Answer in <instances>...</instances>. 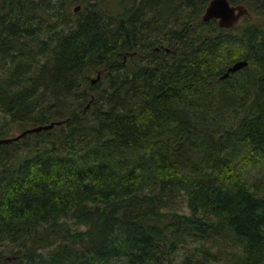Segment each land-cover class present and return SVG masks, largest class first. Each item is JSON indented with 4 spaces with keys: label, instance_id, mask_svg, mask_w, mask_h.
<instances>
[{
    "label": "trees",
    "instance_id": "obj_1",
    "mask_svg": "<svg viewBox=\"0 0 264 264\" xmlns=\"http://www.w3.org/2000/svg\"><path fill=\"white\" fill-rule=\"evenodd\" d=\"M229 1L0 0V138L62 122L0 143V264H264V0Z\"/></svg>",
    "mask_w": 264,
    "mask_h": 264
},
{
    "label": "water",
    "instance_id": "obj_2",
    "mask_svg": "<svg viewBox=\"0 0 264 264\" xmlns=\"http://www.w3.org/2000/svg\"><path fill=\"white\" fill-rule=\"evenodd\" d=\"M80 6L75 8L77 12ZM248 14V9L244 5H233L229 0H210L205 12L203 14L204 21H210L212 19L217 20L218 24L222 28H233L239 20ZM248 65L247 60H239L228 67L227 71L220 77V80L227 79L231 73L238 72ZM101 77V72L97 74L96 78H92V83H95ZM61 121L51 122L49 124L38 125L32 128L23 130L20 134L14 137L0 138V143H8L16 141L27 134L41 132L43 130H50L56 125H60Z\"/></svg>",
    "mask_w": 264,
    "mask_h": 264
},
{
    "label": "rangeland",
    "instance_id": "obj_3",
    "mask_svg": "<svg viewBox=\"0 0 264 264\" xmlns=\"http://www.w3.org/2000/svg\"><path fill=\"white\" fill-rule=\"evenodd\" d=\"M248 17H251V13H249L248 12V14L247 15H245V16H243L240 20H239V22L237 23V24H240L241 22H243L244 21V19H247ZM252 18H253V15H252ZM236 24V25H237ZM235 25V26H236ZM97 77V75L96 74H94L93 76H92V78H96ZM12 128L14 129L13 131H12V133L10 134V136L9 137H14V136H17L18 134H20L22 131H23V129H21V128H19L18 127V125L17 124H15V123H13V126H12ZM263 169V170H262ZM262 170V171H261ZM250 172L252 173V175L255 177H261L262 176V180H263V182H261L262 184H264V166L262 167V168H256V169H250ZM194 245H196L195 243H191L190 244V246H194ZM185 252V249H183V250H181V252H179L178 253V255H177V257H176V260H177V262L183 257V253ZM116 264H120V262L119 263H116Z\"/></svg>",
    "mask_w": 264,
    "mask_h": 264
},
{
    "label": "bare ground",
    "instance_id": "obj_4",
    "mask_svg": "<svg viewBox=\"0 0 264 264\" xmlns=\"http://www.w3.org/2000/svg\"><path fill=\"white\" fill-rule=\"evenodd\" d=\"M206 22V21H205ZM233 74V73H232ZM38 133V132H37Z\"/></svg>",
    "mask_w": 264,
    "mask_h": 264
}]
</instances>
